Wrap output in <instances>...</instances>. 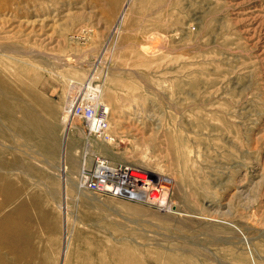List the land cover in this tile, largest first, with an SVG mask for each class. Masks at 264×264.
Listing matches in <instances>:
<instances>
[{"label": "rangeland", "instance_id": "374dc122", "mask_svg": "<svg viewBox=\"0 0 264 264\" xmlns=\"http://www.w3.org/2000/svg\"><path fill=\"white\" fill-rule=\"evenodd\" d=\"M0 49L16 103H31L50 145L33 142L29 241L9 252L1 242L15 243L27 196L15 170L23 191L0 208V264H264V0H0ZM72 83L103 86L114 140L90 138L174 177L178 210L89 190L86 200L70 184L65 227L55 166ZM76 131L75 184L86 151Z\"/></svg>", "mask_w": 264, "mask_h": 264}, {"label": "bare ground", "instance_id": "6f19581e", "mask_svg": "<svg viewBox=\"0 0 264 264\" xmlns=\"http://www.w3.org/2000/svg\"><path fill=\"white\" fill-rule=\"evenodd\" d=\"M1 51L2 50L0 49V52ZM15 76V72L10 73L9 75L5 74L4 72H0V139L1 137L6 140L15 139L14 142H16L15 145L8 146L4 144L5 142L0 141V196L2 197V200L0 201V208L5 206L6 204H10L22 193L23 186H19L18 182L14 180L15 170H17L21 166H23V169L26 173V179L23 180V183L25 185V193L27 194V196L25 200H22L18 203V206L16 208L17 219L15 222V226L11 230H8L11 231V234H13V240L15 241V243L12 244L13 247H10L8 245L10 243V240H3L4 244L1 242L2 246H8L5 248L9 252L18 250L20 246L29 241V227L32 220L31 209L34 205V197L33 192L30 193L29 180L32 176V160L34 159L35 153V150L33 149L34 140H36L37 137L42 138V140L45 142V147L47 148L46 150H50V145L48 144L47 146V143L49 141V134L44 128L43 124L34 119V107L31 105V103H29V101H26V105L24 108H21L16 103L18 99V92L16 91V88H14L15 86H13V84L9 82L10 80H8V77H11L12 80H15L17 78V76ZM92 78L94 79V77ZM88 79L89 78H87V81ZM102 88L103 86L98 85L95 88L87 87L84 89L81 84L72 83L70 85L69 91L70 96L65 105L66 113L61 118V124L63 125L62 129H64V145L62 144L63 161L61 160L62 164L55 166V168L58 170L60 176H62L64 179L63 201L58 203V208L64 213L65 227L67 226L69 218L68 213L70 212L69 206L66 203L68 197V186L70 184L75 185L78 193L87 197L86 200L92 199V197L86 195V190L82 188L80 183L78 182L77 184H75L76 182L74 183L70 175L68 174L69 167L67 163L68 156L66 152V144L72 130H77L76 136L78 135L80 138L85 139L86 141V151L82 157L81 163L83 178L91 177L92 173H109L111 171L125 172V170L132 168L135 170V172H133V174L131 175L132 178H134L132 181L139 198H127L128 200L152 206L163 213H172L173 208H176V210H178L177 202H175V193H180L181 190H179L178 182L174 177L166 175L165 172H155L153 170V167L150 166L151 164H149L144 159L137 162L116 158L118 157L116 153L105 146L103 142L99 143L95 139L90 138V130L89 132L88 129L81 130L82 127L80 128V118L82 119V117H88L91 115V112L84 108L83 100L81 101L80 99L81 94L85 90V92H83V96L85 98L91 94L96 95V98L100 103H102L101 99L99 98L102 92ZM105 106L109 110L110 114L109 106ZM19 112L21 114V117L18 116ZM117 118H119L118 121L123 122V116H119ZM1 146L9 148V150L7 151ZM105 153L110 154L111 157L109 155L107 156V154ZM160 177L164 178V185L162 187H160L157 183ZM246 242L249 243L248 238H246ZM63 250L66 253V248Z\"/></svg>", "mask_w": 264, "mask_h": 264}, {"label": "built area", "instance_id": "2783aa9c", "mask_svg": "<svg viewBox=\"0 0 264 264\" xmlns=\"http://www.w3.org/2000/svg\"><path fill=\"white\" fill-rule=\"evenodd\" d=\"M83 98H85L83 96ZM83 100L84 108L91 112V115L84 117L86 119L90 132L104 140H113V136L109 133L110 130V115L109 110L105 105L99 102L96 95H89ZM134 169L130 168L121 171H111L109 173L99 172L91 174V177L83 178L80 185L85 190L108 193L116 197L125 198H139L134 188L132 174ZM143 174V173H142ZM158 185L162 187L164 185V178L160 177L157 181Z\"/></svg>", "mask_w": 264, "mask_h": 264}]
</instances>
